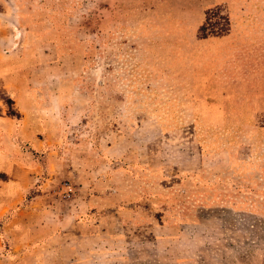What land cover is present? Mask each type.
Here are the masks:
<instances>
[{
	"label": "rangeland",
	"instance_id": "374dc122",
	"mask_svg": "<svg viewBox=\"0 0 264 264\" xmlns=\"http://www.w3.org/2000/svg\"><path fill=\"white\" fill-rule=\"evenodd\" d=\"M6 155L0 264H264V0H0Z\"/></svg>",
	"mask_w": 264,
	"mask_h": 264
},
{
	"label": "crops",
	"instance_id": "0c3cea01",
	"mask_svg": "<svg viewBox=\"0 0 264 264\" xmlns=\"http://www.w3.org/2000/svg\"><path fill=\"white\" fill-rule=\"evenodd\" d=\"M18 169L19 167L12 164V162L9 160V157L6 155L4 159V163L1 166L0 173L9 177L10 174H13L14 172L18 171ZM8 180H12V179L8 178ZM22 185L24 186V188L27 187L26 183ZM24 188H20L18 192H16L18 197L22 195V191L24 190ZM18 197L14 198L13 196L10 197L6 194H0V219L3 218L4 215L6 216V214L9 213L11 210H13L14 203H16L19 199ZM23 212L24 210L20 208L12 216L9 217L6 216L4 220L7 221L3 228L4 234L8 236V239L10 238L12 244L20 245V246H26L32 243L31 241H33V239L32 240L29 239L28 235L41 231V229H39L41 224H39V226L36 227L38 229H35L34 226H30L26 224L27 223L26 220L23 219L22 217ZM19 240L21 241L20 243L18 242Z\"/></svg>",
	"mask_w": 264,
	"mask_h": 264
}]
</instances>
